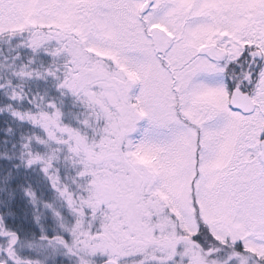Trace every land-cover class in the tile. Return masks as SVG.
Returning a JSON list of instances; mask_svg holds the SVG:
<instances>
[{
    "label": "snow or ice",
    "instance_id": "snow-or-ice-1",
    "mask_svg": "<svg viewBox=\"0 0 264 264\" xmlns=\"http://www.w3.org/2000/svg\"><path fill=\"white\" fill-rule=\"evenodd\" d=\"M0 264H264V0H0Z\"/></svg>",
    "mask_w": 264,
    "mask_h": 264
},
{
    "label": "rangeland",
    "instance_id": "rangeland-1",
    "mask_svg": "<svg viewBox=\"0 0 264 264\" xmlns=\"http://www.w3.org/2000/svg\"><path fill=\"white\" fill-rule=\"evenodd\" d=\"M143 159V158H142ZM146 162H148V161H146Z\"/></svg>",
    "mask_w": 264,
    "mask_h": 264
}]
</instances>
